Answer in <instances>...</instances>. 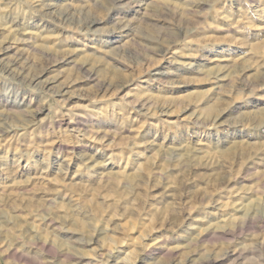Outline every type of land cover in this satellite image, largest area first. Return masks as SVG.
<instances>
[{"label": "rangeland", "instance_id": "374dc122", "mask_svg": "<svg viewBox=\"0 0 264 264\" xmlns=\"http://www.w3.org/2000/svg\"><path fill=\"white\" fill-rule=\"evenodd\" d=\"M0 264H264V0H0Z\"/></svg>", "mask_w": 264, "mask_h": 264}, {"label": "bare ground", "instance_id": "6f19581e", "mask_svg": "<svg viewBox=\"0 0 264 264\" xmlns=\"http://www.w3.org/2000/svg\"><path fill=\"white\" fill-rule=\"evenodd\" d=\"M218 43V42H217ZM240 65H238V67H239ZM256 77H258V76H256ZM210 104V103H209ZM215 103L213 104V105H210L209 107H207L206 108V110H205V114H206V116H211L212 115V113H213V110L215 109ZM218 107V106H217ZM214 111H216V110H214ZM218 113V112H217ZM262 118V117H261ZM261 118H258V120H256V122H261ZM263 119V118H262ZM253 121V120H252Z\"/></svg>", "mask_w": 264, "mask_h": 264}]
</instances>
